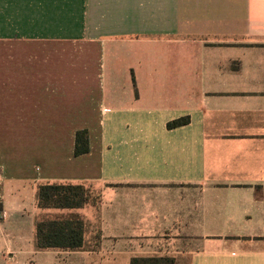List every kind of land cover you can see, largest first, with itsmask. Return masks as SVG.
<instances>
[{"label": "crops", "instance_id": "crops-1", "mask_svg": "<svg viewBox=\"0 0 264 264\" xmlns=\"http://www.w3.org/2000/svg\"><path fill=\"white\" fill-rule=\"evenodd\" d=\"M0 206V264H264V0H0ZM70 216L83 247L38 250Z\"/></svg>", "mask_w": 264, "mask_h": 264}, {"label": "trees", "instance_id": "trees-1", "mask_svg": "<svg viewBox=\"0 0 264 264\" xmlns=\"http://www.w3.org/2000/svg\"><path fill=\"white\" fill-rule=\"evenodd\" d=\"M189 118L184 117L166 124L168 130L185 126ZM88 153V133L86 130L75 132L73 156ZM99 196L89 187L70 184H42L37 188L36 202L39 209L75 210L83 208L90 201L97 203ZM1 210V206H0ZM83 220L78 216L40 219L35 226V240L38 250L75 251L83 247ZM131 264H173L171 260L132 259Z\"/></svg>", "mask_w": 264, "mask_h": 264}, {"label": "built area", "instance_id": "built-area-1", "mask_svg": "<svg viewBox=\"0 0 264 264\" xmlns=\"http://www.w3.org/2000/svg\"><path fill=\"white\" fill-rule=\"evenodd\" d=\"M3 218V212L0 210V219Z\"/></svg>", "mask_w": 264, "mask_h": 264}]
</instances>
